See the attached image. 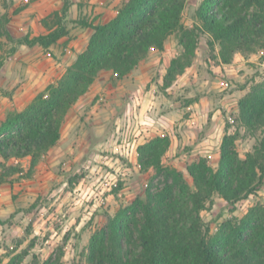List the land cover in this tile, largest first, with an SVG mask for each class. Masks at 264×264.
<instances>
[{
    "label": "rangeland",
    "instance_id": "374dc122",
    "mask_svg": "<svg viewBox=\"0 0 264 264\" xmlns=\"http://www.w3.org/2000/svg\"><path fill=\"white\" fill-rule=\"evenodd\" d=\"M123 1L71 0L65 21L68 37L44 49L17 46L4 34L15 39L47 34L43 20L48 18L52 26L50 16L61 10L62 0H0V122L10 112L23 110L86 50L92 30L81 27L80 19L105 24ZM202 2L187 1L184 26L199 23ZM207 40L201 36L188 75L178 76L168 88L167 69L179 54L175 36L164 51L152 50L141 62L140 73L149 81L132 82L133 74L115 81L112 72L96 79L69 111L61 140L44 156L34 177L0 186V255L27 252L29 263L35 256L44 261L63 252L66 264H85L91 237L107 230L119 210L145 198L155 171L141 169L138 148L154 137L170 139L163 163L181 171L190 183L187 168L193 162L205 158L212 168L218 167L226 135L236 137L241 158L252 151L255 137L240 121V102L264 83V49L250 56L236 54L231 64H223L218 46L211 49ZM141 88L155 91L143 114ZM192 115L195 127L189 126ZM9 164L26 170L30 165L29 160L15 159ZM258 206H264V180L235 207L216 195L202 215L215 233L227 220L241 219Z\"/></svg>",
    "mask_w": 264,
    "mask_h": 264
},
{
    "label": "trees",
    "instance_id": "16d2710c",
    "mask_svg": "<svg viewBox=\"0 0 264 264\" xmlns=\"http://www.w3.org/2000/svg\"><path fill=\"white\" fill-rule=\"evenodd\" d=\"M187 1L124 0L105 24L80 19L81 27L92 30L86 50L23 110L10 112L0 122V186L34 177L44 156L61 140L69 111L103 72H112L115 81L124 79L152 50L164 51L170 37L177 38L179 54L167 69V88L192 65L202 35L211 49L218 46L223 64H231L236 54L250 56L264 49V0H203L193 28L182 22ZM62 2L61 10L50 16L52 26L48 18L43 20L47 34L18 39L9 32L4 35L17 46L57 45L69 34L65 21L72 2ZM240 121L255 137L252 151L241 158L236 137L226 135L216 169L205 158L188 166L192 183L163 163L170 147L167 136L140 145L141 169L155 171L145 198L119 210L107 230L91 237L85 264H264V206L227 220L215 233L202 215L216 195L235 207L263 183L264 83L240 102ZM11 159H29V168L10 165ZM27 257V252L0 255V264H66L63 252L44 261L35 256L27 263Z\"/></svg>",
    "mask_w": 264,
    "mask_h": 264
},
{
    "label": "crops",
    "instance_id": "0c3cea01",
    "mask_svg": "<svg viewBox=\"0 0 264 264\" xmlns=\"http://www.w3.org/2000/svg\"><path fill=\"white\" fill-rule=\"evenodd\" d=\"M144 64L145 63H141L140 64V66H139V68H142L143 66H144ZM227 66H230L231 67V65H227ZM139 68H138V70L137 71H135L134 73H132L133 74V78H135L136 80H131L132 82H135V81H141V80H150V78L148 79V78H146V77H144V76H142L141 75V73H140V70H139ZM142 70H143V68H142ZM190 69H187L186 70V72L183 74L184 76H187L188 75V71H189ZM131 74V75H132ZM139 74L141 75V76H139ZM140 78V80H138ZM184 78H182V80H183ZM147 81V82H148ZM180 81V80H179ZM96 85V84H95ZM141 89H143V88H141ZM142 93H144V94H142V95H140L139 96V99H140V104H141V102H142V110L140 111V113H142L143 114V111H144V107H145V103L146 102H149L150 100H149V97H152V98H154V95H155V91L153 92V90H146V88H144L143 90H142ZM23 160H29V159H23ZM22 161V160H21ZM29 163H30V160H29ZM23 167V166H22Z\"/></svg>",
    "mask_w": 264,
    "mask_h": 264
},
{
    "label": "built area",
    "instance_id": "2783aa9c",
    "mask_svg": "<svg viewBox=\"0 0 264 264\" xmlns=\"http://www.w3.org/2000/svg\"><path fill=\"white\" fill-rule=\"evenodd\" d=\"M196 125H197V119L194 117V115H192L190 120H189V126L190 127H195ZM134 153L136 154L137 151L134 150Z\"/></svg>",
    "mask_w": 264,
    "mask_h": 264
}]
</instances>
